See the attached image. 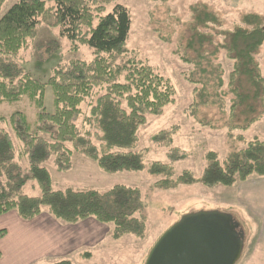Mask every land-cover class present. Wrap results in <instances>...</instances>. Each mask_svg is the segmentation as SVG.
Returning <instances> with one entry per match:
<instances>
[{
	"label": "trees",
	"instance_id": "trees-1",
	"mask_svg": "<svg viewBox=\"0 0 264 264\" xmlns=\"http://www.w3.org/2000/svg\"><path fill=\"white\" fill-rule=\"evenodd\" d=\"M5 1L0 0V10ZM115 1L17 0L0 18V105L14 104L27 97L36 110L32 124L21 111H14L6 119L22 144L18 154L10 135L0 128V216L14 211L21 220L29 221L46 208L50 216L66 224L89 218L100 224H111L113 239L126 235L144 238L145 220L135 216L142 207L138 189L117 185L104 193L54 191L51 177L43 167L53 157L58 172L69 171L72 167L70 145L104 173L140 172L144 169V152L136 151L139 128L146 124L147 116L162 115L176 101L170 81L127 49L128 11L116 4L106 13V6ZM146 1L167 3L170 0ZM190 11L189 41L184 46L178 43L173 52L183 64L195 68L183 74L184 81L193 86L192 102L185 113L195 114L200 107L215 105L224 114L221 85L212 86L207 73L201 69L204 45L210 37L199 30L210 26L219 28L221 19L205 5H193ZM40 24L59 29L60 36L69 40L71 50L89 46L93 59L70 60L58 65L46 83L32 79L14 59L36 37ZM217 34L223 36L221 48L226 59L232 62L227 88L233 99L225 125L230 132H246L259 117L258 106L264 108V78L255 59L264 44V25L260 16L247 13L231 30ZM188 51L194 56H189ZM46 86L51 87L54 95L51 112L44 107ZM96 91L101 95L89 105V120L100 134V146L77 126L82 104L91 100ZM237 111L245 116L240 125L234 123ZM176 128L162 130L154 137L156 144L168 148L166 156L170 164L183 157L180 149L170 148ZM20 154L27 160L26 177L22 176L18 164ZM148 172L159 178L154 187L162 191L195 184L207 189L229 188L252 176L264 177V141L253 138L222 162L217 153L207 152L199 178L183 171L174 179L171 166L158 162L150 164ZM28 179L37 184L40 196L23 193ZM5 236L6 230H0V240ZM53 264L72 262L62 260Z\"/></svg>",
	"mask_w": 264,
	"mask_h": 264
},
{
	"label": "rangeland",
	"instance_id": "rangeland-1",
	"mask_svg": "<svg viewBox=\"0 0 264 264\" xmlns=\"http://www.w3.org/2000/svg\"><path fill=\"white\" fill-rule=\"evenodd\" d=\"M16 1H5L0 10V18ZM116 4L123 6L130 16L127 49L170 81L175 90L176 101L173 105L167 106L162 115L147 116L146 124L139 128L136 151L144 152V169L140 172L104 173L94 162L73 150L70 145L68 148L72 151V167L69 171L58 172L54 167L53 157L43 164L51 177V188L54 191L72 189L104 193L120 185L136 188L140 192L142 207L135 216L145 220L144 238L137 239L126 235L118 240L113 239L111 238L113 225L101 224L106 225L104 228L109 230L108 236L104 237L101 245L94 248H80L70 252L72 264H144L149 251L167 229L184 215L203 211H217L231 215L238 224L239 230L244 233V248L241 260L237 264H253L254 262L247 260L264 258V177L252 176L244 182H236L229 188L217 186L207 189L195 184L180 185L175 189L162 191L154 187V183L159 178L148 172L149 165L158 162L171 166L174 179L183 171H190L195 178H199L205 166L207 152L217 153L222 162L234 152L243 149L253 138L264 141L262 106H258L259 117L248 131L230 132L226 128L227 114L233 99L227 88L232 62L226 59L225 51L221 48L224 43L223 36L217 34L218 31L231 30L247 13L260 16L264 25V1L170 0L167 3H160L146 0H116L106 6V13ZM193 5H205L221 19V27L210 26V29L199 30L210 37L204 45L205 56L201 69L207 73L212 86L221 85L219 93L225 104L224 114L215 105L200 107L195 114L185 113V109L192 102L193 86L184 81L183 74L195 68L183 64L173 52L178 48V43L184 46L189 41L191 34L189 24L192 20L190 8ZM70 47L69 40L60 36L59 29H51L40 24L36 37L17 54L14 61L32 79L46 83L58 65L70 60L89 62L93 59V52L89 46H81L77 50H71ZM188 52L189 56H194L193 52ZM255 59L264 78V44L258 50ZM199 70L195 71L197 77L200 75ZM99 95L101 92L96 91L91 100L82 104V116L77 122L79 129L98 146H100L98 141L100 134L89 120V105L93 104ZM43 96L45 109L48 112L53 111L54 95L51 87L46 86ZM14 111L23 112L28 122L32 124L35 122L36 110L27 97L14 104L0 105V119L4 120L0 121V128L10 135L18 154L22 144L15 138L6 121ZM244 118L245 116L237 111L234 123L240 125ZM198 121L210 124L201 126ZM172 127L177 128L172 136L170 148L180 149L183 157L170 164L166 156L168 148L156 144L154 137L160 131ZM18 164L22 176L26 177L28 175L26 157L21 156ZM22 191L30 197H38L41 194L39 187L31 179L26 180ZM40 215L43 219L47 215L62 228L83 222L63 223L50 216L46 208L42 209Z\"/></svg>",
	"mask_w": 264,
	"mask_h": 264
},
{
	"label": "crops",
	"instance_id": "crops-1",
	"mask_svg": "<svg viewBox=\"0 0 264 264\" xmlns=\"http://www.w3.org/2000/svg\"><path fill=\"white\" fill-rule=\"evenodd\" d=\"M42 215L28 222L22 221L15 212L0 216V230H6V236L0 240V264H53L62 260L71 261L70 252L101 245L109 233L105 229L106 225H101L92 218L62 228L47 215L43 219ZM240 260L241 258L237 263ZM247 262L264 264V258L248 259Z\"/></svg>",
	"mask_w": 264,
	"mask_h": 264
},
{
	"label": "water",
	"instance_id": "water-1",
	"mask_svg": "<svg viewBox=\"0 0 264 264\" xmlns=\"http://www.w3.org/2000/svg\"><path fill=\"white\" fill-rule=\"evenodd\" d=\"M238 230L228 214L184 215L156 241L144 264H236L244 242Z\"/></svg>",
	"mask_w": 264,
	"mask_h": 264
},
{
	"label": "flooded vegetation",
	"instance_id": "flooded-vegetation-1",
	"mask_svg": "<svg viewBox=\"0 0 264 264\" xmlns=\"http://www.w3.org/2000/svg\"><path fill=\"white\" fill-rule=\"evenodd\" d=\"M239 231V230H238Z\"/></svg>",
	"mask_w": 264,
	"mask_h": 264
}]
</instances>
